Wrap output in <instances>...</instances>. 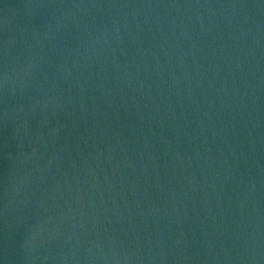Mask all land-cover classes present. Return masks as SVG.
<instances>
[{
    "label": "water",
    "instance_id": "95a60500",
    "mask_svg": "<svg viewBox=\"0 0 264 264\" xmlns=\"http://www.w3.org/2000/svg\"><path fill=\"white\" fill-rule=\"evenodd\" d=\"M0 264H264V0H0Z\"/></svg>",
    "mask_w": 264,
    "mask_h": 264
}]
</instances>
